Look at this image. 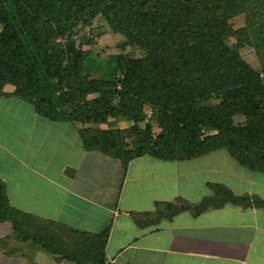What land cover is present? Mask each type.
<instances>
[{"label": "trees", "instance_id": "1", "mask_svg": "<svg viewBox=\"0 0 264 264\" xmlns=\"http://www.w3.org/2000/svg\"><path fill=\"white\" fill-rule=\"evenodd\" d=\"M240 14L245 25L233 28L231 20ZM95 19L122 34L125 46L142 51L138 57L115 55L112 78L82 73L89 49L80 42L90 39L76 42L78 25ZM252 45L264 55V0H0V95L10 84L42 116L78 122L85 149L123 166L144 154L189 159L226 148L240 165L264 171V66L254 68L239 52ZM235 115L243 121L235 122ZM108 117L131 122L136 139L127 143L119 128L83 126ZM226 199L264 208L257 197L247 202L227 192ZM166 206L171 210L165 215L189 207ZM0 221L10 223L16 239L73 264H110L107 229L90 234L40 221L11 207L1 187ZM46 225L62 231L48 235Z\"/></svg>", "mask_w": 264, "mask_h": 264}, {"label": "crops", "instance_id": "2", "mask_svg": "<svg viewBox=\"0 0 264 264\" xmlns=\"http://www.w3.org/2000/svg\"><path fill=\"white\" fill-rule=\"evenodd\" d=\"M2 90L0 187L11 207L90 234L107 229L110 264H264V208L251 202L264 200V171L228 151L171 160L144 154L123 166L85 149L78 122L42 116L10 84ZM109 120L105 128L126 127L124 118ZM226 191L251 203L226 199ZM181 202L189 207L165 215L166 203ZM0 264L73 263L16 239L0 221Z\"/></svg>", "mask_w": 264, "mask_h": 264}, {"label": "rangeland", "instance_id": "3", "mask_svg": "<svg viewBox=\"0 0 264 264\" xmlns=\"http://www.w3.org/2000/svg\"><path fill=\"white\" fill-rule=\"evenodd\" d=\"M246 15L240 14L231 20V24L233 28L242 27L245 25ZM78 34L76 35L78 38L76 42H80L82 37L86 39H90V41L80 42L82 48L89 49L88 60L86 59V63L84 64V71L82 73H86L90 77L93 78H101L106 79L108 77H113L114 75V67H115V59L114 56L118 54L129 55L131 57H138L142 55V51L136 47L125 46V38L122 34L115 30H111L108 27V24L102 19H95L91 25H86L83 28H80L78 25ZM234 39H227V44L232 45ZM241 56L244 60H246L251 66L256 69H260L264 66V55L263 49L260 47L253 46H245L239 50ZM89 97H91L89 95ZM70 107V105H67ZM148 110V109H147ZM108 117L103 123H94L87 122L84 123V127H89L90 129H104L109 126L111 120ZM120 118V117H119ZM122 118V117H121ZM235 122H242L243 118L241 116H233ZM114 119V118H113ZM125 119V118H124ZM147 120L140 122L139 126L144 128ZM122 130L123 139L127 143H132L136 139V135L133 130H131L132 123L126 121ZM156 130V129H155ZM214 151H227L226 148H221ZM38 230V228H36ZM43 232H46L48 235H58L60 230L57 226L46 225L43 228ZM56 237V236H55Z\"/></svg>", "mask_w": 264, "mask_h": 264}, {"label": "built area", "instance_id": "4", "mask_svg": "<svg viewBox=\"0 0 264 264\" xmlns=\"http://www.w3.org/2000/svg\"><path fill=\"white\" fill-rule=\"evenodd\" d=\"M56 41H58V42H63V41H64V37H63V38L59 37V38L56 39ZM150 113H151V111L148 109V110L146 111L147 116H149Z\"/></svg>", "mask_w": 264, "mask_h": 264}]
</instances>
